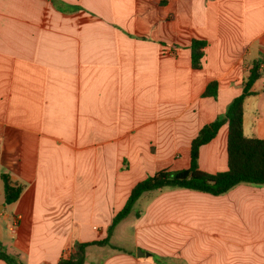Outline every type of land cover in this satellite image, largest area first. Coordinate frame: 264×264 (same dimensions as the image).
<instances>
[{
    "label": "crops",
    "instance_id": "crops-1",
    "mask_svg": "<svg viewBox=\"0 0 264 264\" xmlns=\"http://www.w3.org/2000/svg\"><path fill=\"white\" fill-rule=\"evenodd\" d=\"M204 40L202 67L191 62ZM254 61L244 132L264 138V0H0V241L57 264L107 236L136 183L191 165ZM217 81V95H205ZM198 165L228 168V124ZM24 185L5 203L1 173ZM15 226V231L12 227ZM162 240L171 244L164 247ZM85 264H264V184L144 192ZM0 264H7L0 259Z\"/></svg>",
    "mask_w": 264,
    "mask_h": 264
},
{
    "label": "trees",
    "instance_id": "trees-1",
    "mask_svg": "<svg viewBox=\"0 0 264 264\" xmlns=\"http://www.w3.org/2000/svg\"><path fill=\"white\" fill-rule=\"evenodd\" d=\"M204 40L193 39L191 62L194 68L202 67ZM260 61H254L242 92L228 105L224 114L204 124L191 143V165L186 169L163 168L147 176L132 188L124 207L113 217L107 236L89 242L76 241L69 256L62 257L57 264H85L86 247L90 244L105 245L110 242L115 226L130 214L138 198L146 191L164 187H185L212 194H222L239 183L264 184V138L247 136L244 132V104L248 95L253 94V84L262 75ZM217 81L208 84L205 95H217ZM228 124V168L210 173L198 165L200 147L211 141L223 124ZM4 182L5 203L16 201L24 185L14 181L7 172L1 173ZM0 259L7 264H25L17 254L7 252L0 241Z\"/></svg>",
    "mask_w": 264,
    "mask_h": 264
},
{
    "label": "rangeland",
    "instance_id": "rangeland-1",
    "mask_svg": "<svg viewBox=\"0 0 264 264\" xmlns=\"http://www.w3.org/2000/svg\"><path fill=\"white\" fill-rule=\"evenodd\" d=\"M163 242H162V245L164 246V247H166L167 245H169V244H171V242L169 241V240H162ZM167 244V245H166Z\"/></svg>",
    "mask_w": 264,
    "mask_h": 264
},
{
    "label": "built area",
    "instance_id": "built-area-1",
    "mask_svg": "<svg viewBox=\"0 0 264 264\" xmlns=\"http://www.w3.org/2000/svg\"><path fill=\"white\" fill-rule=\"evenodd\" d=\"M12 231H15V226L12 227Z\"/></svg>",
    "mask_w": 264,
    "mask_h": 264
}]
</instances>
